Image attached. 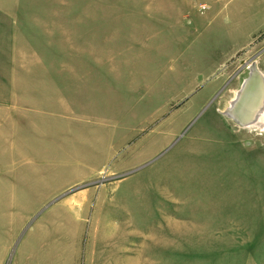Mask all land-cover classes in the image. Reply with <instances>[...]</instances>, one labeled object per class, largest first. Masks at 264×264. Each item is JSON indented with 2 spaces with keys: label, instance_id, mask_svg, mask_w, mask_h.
<instances>
[{
  "label": "rangeland",
  "instance_id": "rangeland-1",
  "mask_svg": "<svg viewBox=\"0 0 264 264\" xmlns=\"http://www.w3.org/2000/svg\"><path fill=\"white\" fill-rule=\"evenodd\" d=\"M237 1L222 0L201 10L200 0L187 6L182 0H0V157L8 160L22 138L30 157L61 155L68 165L62 175L43 163L18 158L5 163L7 173L22 167L50 180L45 188L22 191L21 209L0 210L7 246L0 264L10 263L17 240L34 219L91 186L96 188L92 201L127 203L131 209L135 264H264V130L243 127L224 114L252 64L264 77V35L222 65L217 58L192 67L174 60L124 66L116 77L103 74L87 93H79L74 75L68 79L39 67L33 73L37 77L28 76L36 68L29 65L31 59L79 57V19L88 10L112 11L119 46L128 44L132 33H146L153 35L152 46L168 54L195 41L194 30L200 33L198 43H205V29L216 32L223 12ZM220 8L224 11L217 15ZM248 15L238 19V30L229 28L230 35L240 37H229L222 44L224 53L233 52L245 36L264 32V7L256 17ZM181 31L186 33L182 37ZM19 69L29 70L20 76ZM186 69L195 75L189 77ZM18 79H32L36 90L15 92ZM61 102L75 113L62 133L55 127L57 136L49 141L41 138L46 128L28 123L45 124V117L18 108L49 110ZM87 107L92 111L84 112ZM21 119L27 128L19 137L14 123ZM101 165L94 181L33 209L44 189L58 186L61 175L83 173V166L93 174Z\"/></svg>",
  "mask_w": 264,
  "mask_h": 264
},
{
  "label": "crops",
  "instance_id": "crops-1",
  "mask_svg": "<svg viewBox=\"0 0 264 264\" xmlns=\"http://www.w3.org/2000/svg\"><path fill=\"white\" fill-rule=\"evenodd\" d=\"M146 1L156 2V0ZM182 1L186 2L187 6V3L191 0ZM200 1L203 2L198 4V8L201 5L215 6V3L222 0ZM225 1V4H227L231 0ZM151 6L147 7L148 15H150L149 8ZM261 6L264 7V0L237 1L230 9H227L226 13L223 12L216 32L213 31V28L207 27L205 29V43H198L197 38L200 33L194 30L195 41L193 40L184 49H177L173 53L168 54V51L165 53V49L160 45L152 46L149 43V36L153 35H145L146 33H132L128 37V44L119 46L117 44L116 21L113 20L115 17L111 14L112 11L88 10L83 12L79 19V57L64 61L50 60L49 62L40 58L31 59L29 65L36 66V68L30 70L32 73L28 74V76L37 77L33 73L39 67H41L40 71L58 73V76H67L68 79L69 76L74 75L80 81L78 85L79 93H87L89 87H94L97 84V80L104 77L103 74L108 77L112 75L116 77L120 67L124 66H159L165 64L167 60H174L179 64L192 67L199 64V62L201 64H212L217 58L222 60V63L219 64L222 65L224 61L229 62L235 59L264 35V32H258L250 37L245 36L233 52L224 53L223 51L222 44L227 42L229 37H240L238 32L230 35L229 28L233 26L234 30H238V19L245 14L256 17L258 12H260ZM221 11L224 10L220 8L215 13L220 15ZM182 33L186 34L181 31L179 33L181 37ZM215 36H217V47L213 46V38ZM133 42H141V45H136ZM220 46L222 51L219 50ZM21 65L27 66V64ZM28 70L19 69L15 72L19 71L18 74L21 76L22 72L25 73ZM185 72L189 73V77L195 75L189 69H186ZM223 78H225V75ZM93 83L94 85L92 86ZM15 86V92L19 91L20 94L22 91L33 92L36 90V83H33L32 79L24 80V82L18 79ZM18 108L21 113L42 114L45 117V124L28 123H31L36 129L46 128V131L41 136L46 141H49L50 137L52 139V137L57 136L54 131L55 127L60 130L59 133H62L65 123L72 120L71 116L75 113L72 108L68 107V105L66 106L63 102L59 103L57 107L49 108V110L39 109L34 105ZM86 109L84 112L92 111L91 107ZM78 110L79 108L76 113ZM83 120L82 116H80L79 122H83ZM25 122V120L21 119L19 124L14 123L15 133L19 137H21L24 129L27 128ZM1 127H5L4 123L1 124ZM16 140L20 142L15 145L16 151L9 152L10 158L7 160L2 156L0 157V210L7 208L21 209V192L26 191V188L36 190L45 188L47 186L45 183L50 180L46 174H37L35 170L29 171V173L22 167L15 172L7 173L2 170V168H5L6 162H15L18 158L20 163L35 162L37 165H39L38 163H43L44 165L46 164L47 168L56 166L62 175L67 173L68 165L66 166V162H64L61 155L53 157L48 153L45 158H40V155L30 157V154L28 155L21 143L24 140L22 138ZM48 151H50V147ZM110 154L107 155L108 159L112 157ZM84 168L86 170V166H83ZM102 169L103 165L93 174L83 170V173L79 171L65 179L61 175L58 186L50 187L48 190L44 189L43 193L40 190L39 193L43 195L40 198L41 203L33 209L41 208V205L48 202L51 198L64 193L75 185L94 181ZM95 193L96 188L91 186L85 191L76 193L71 199L59 201L48 209L50 213L47 216L34 219L22 234L21 229H19V234L21 235L14 246L12 259L9 264H135V255L133 253L134 224L131 209L127 203L116 205H112V203L105 204L101 201L97 203V198L92 201ZM9 194H12L11 202H7ZM113 211H116V213ZM5 225V220L0 218V259L6 257ZM18 225L19 227L21 226L20 224Z\"/></svg>",
  "mask_w": 264,
  "mask_h": 264
},
{
  "label": "bare ground",
  "instance_id": "bare-ground-1",
  "mask_svg": "<svg viewBox=\"0 0 264 264\" xmlns=\"http://www.w3.org/2000/svg\"><path fill=\"white\" fill-rule=\"evenodd\" d=\"M250 70L252 77L243 81L246 92L243 94L239 89L224 114L228 117L236 115L244 122L243 127L264 130V77L252 65ZM248 119L250 122H246Z\"/></svg>",
  "mask_w": 264,
  "mask_h": 264
},
{
  "label": "water",
  "instance_id": "water-1",
  "mask_svg": "<svg viewBox=\"0 0 264 264\" xmlns=\"http://www.w3.org/2000/svg\"><path fill=\"white\" fill-rule=\"evenodd\" d=\"M252 66L253 67H255L253 64H252ZM252 77V74H251V70H250V68H249V74H248V78H251ZM257 78H259V77H257ZM244 86L246 87V85H244V82H242V84H241V87H240V91H243V94L246 92V90H244ZM239 125H241V126H243L244 124V122H241V120H239L238 118H237V116L236 115H234V117H232ZM251 119V118H250ZM250 119H248V120H246V122H250ZM252 120V119H251Z\"/></svg>",
  "mask_w": 264,
  "mask_h": 264
},
{
  "label": "built area",
  "instance_id": "built-area-1",
  "mask_svg": "<svg viewBox=\"0 0 264 264\" xmlns=\"http://www.w3.org/2000/svg\"><path fill=\"white\" fill-rule=\"evenodd\" d=\"M204 7H205V5H201V6H200L201 10H203V9H204Z\"/></svg>",
  "mask_w": 264,
  "mask_h": 264
}]
</instances>
